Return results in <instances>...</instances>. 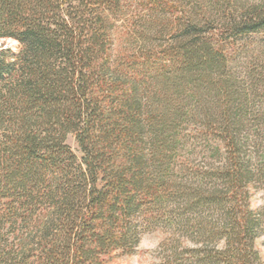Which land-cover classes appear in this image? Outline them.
Returning a JSON list of instances; mask_svg holds the SVG:
<instances>
[{"label":"trees","instance_id":"obj_1","mask_svg":"<svg viewBox=\"0 0 264 264\" xmlns=\"http://www.w3.org/2000/svg\"><path fill=\"white\" fill-rule=\"evenodd\" d=\"M257 34L264 0H0V264H107L157 229L163 264H263L264 91L230 68Z\"/></svg>","mask_w":264,"mask_h":264},{"label":"rangeland","instance_id":"obj_2","mask_svg":"<svg viewBox=\"0 0 264 264\" xmlns=\"http://www.w3.org/2000/svg\"><path fill=\"white\" fill-rule=\"evenodd\" d=\"M253 1L255 0H247V3L251 4ZM0 42L11 49V54L16 53L18 45L15 42L2 40ZM238 44L239 51L231 61L230 68L240 82L249 85V94L259 98L260 93L264 91V78L260 77L264 75V34L242 38ZM259 106L264 107V100L257 103V107ZM66 143L80 160V150L74 135H67ZM250 207L252 209L264 207V184L258 185L254 190L250 198ZM166 237L163 230L159 229L145 232L134 254L117 257L107 264H163L162 259L165 253L161 243ZM255 247L264 264V230L256 238Z\"/></svg>","mask_w":264,"mask_h":264}]
</instances>
